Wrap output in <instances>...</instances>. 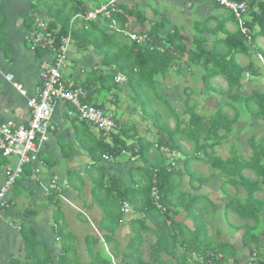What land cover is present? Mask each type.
Wrapping results in <instances>:
<instances>
[{
  "label": "trees",
  "instance_id": "1",
  "mask_svg": "<svg viewBox=\"0 0 264 264\" xmlns=\"http://www.w3.org/2000/svg\"><path fill=\"white\" fill-rule=\"evenodd\" d=\"M236 1H245L248 5L247 26L250 30V41L248 37L241 34L239 29L236 32H228L225 29L226 21H223L220 31L224 32L226 37L214 45L211 50L205 49L206 42L201 38V35L193 39L196 42L194 47L188 48L184 41H189V39L184 35H178L176 32L165 33L163 25L160 23L156 24L149 32L150 43L146 46L118 41L115 35L105 32V23L99 24L98 21H83L80 27H75V24L71 28L72 17L78 13H84L87 10L86 5L81 9L80 5L74 2L72 3V10L66 12V6L69 2L64 1L62 7L56 11L49 9V14L53 18L51 28L53 30L59 29L56 35L58 39L71 31L72 45L75 48L84 50L85 47L90 46L92 52L100 58L99 68L90 72L88 80L82 85L88 92L89 100L94 92L92 90L93 85L98 86V91H109L115 88L120 95L115 99L118 100L117 103L114 102L117 108L120 106L119 101L122 95L129 96L132 93L133 100L136 96V102L141 108L139 110L138 106L132 105L133 110L143 111L147 117L155 120V115L152 113L154 108L152 110L150 107L147 111L145 106L151 102L152 107H157V100H161L167 106L168 111H171L170 114L174 116V122L176 121L174 132L160 126L157 133L151 134L149 132L148 138H139L137 142L134 140L136 143L132 145L128 144L130 135L126 125L119 128L117 122V128L111 134L99 131L98 135H95L90 130V124L80 121L78 136L82 147L92 160L90 171L87 174L93 185V200L101 209L102 219L98 225L102 237L98 233L85 237L86 261L88 262L79 260L78 253L74 248L75 239L72 238L73 242L70 244L63 242L62 251L64 254L59 256V264H113L111 257L105 251V243L115 259L119 260L116 264H228L231 258L234 260L233 264H239L235 247L225 242L220 230L216 231V240L208 235L209 229L205 216V212L208 210H204L200 204L205 203L204 207L213 212L215 210L213 201L206 195L191 197L179 189L180 181L177 179L183 172H178V164L169 171L170 157L173 156L174 160L177 161L173 152L182 155L180 143H188L189 141L196 150L193 158L196 159V156L204 153L207 159L206 163L216 170L223 179L224 196L229 197L225 210L246 223L242 227L245 229L243 246L252 250L253 254L256 253V248L261 245L260 233L263 230L259 229V226L262 223L261 213L264 200L256 197V194L264 188V138L258 140L256 136H253L249 140L251 155L248 159H245L242 153H237L234 150L228 158H222L215 154V147L220 143L224 145L229 140L234 124L241 116V110L237 107L238 105H235L237 102L243 103L248 114L252 117H260L264 124V93L254 91L249 95L240 94L243 75L246 72L257 74L255 65L251 61L244 67L236 59L238 54L251 57L256 40L261 37L264 38V0ZM126 13L129 12L125 11V14L118 12L115 19L125 25L128 22ZM231 17L233 20L235 19L232 13ZM209 21L207 20L204 25L207 26ZM235 22L238 26L236 20ZM183 56L187 57L186 63L182 60ZM194 66L204 71L202 72V83L207 91L214 88L211 84L213 78L223 76L224 80L227 81L228 88L227 90H220V93L226 100L216 114L214 113L207 118L195 113V109L189 105L191 98H188L186 117L189 119L188 122H185L187 126L182 131L181 125L185 124V119L182 121L179 117H175L176 114L168 99H165L158 89V77L166 78L171 70L175 71L176 69L181 73H193L189 71H193ZM117 85L119 86L116 88ZM226 106L233 107L234 116L232 118L223 111ZM68 107L71 106L68 105ZM97 107L107 110L106 102ZM152 124L155 126L156 121ZM220 132H222L221 135H219ZM153 134L155 140L152 139ZM151 140L154 143H151ZM136 149L144 160L150 149L156 150L157 154L146 159L145 165L133 166L132 178L136 187L126 188L121 184L118 175L106 173L105 168L100 164L109 163L112 165L122 153H130L132 157H137ZM167 154L171 156H167ZM104 155L110 156L111 160L106 162ZM158 160L159 163H157ZM189 164L190 162L187 161V168ZM245 171L253 173L256 178L252 179L245 175ZM24 173L25 167L22 176ZM72 176L78 178L80 187L73 185V179L71 184L81 190L84 180L78 174H72ZM196 181L202 184L205 179L198 178ZM154 186L159 189L162 210L154 205L151 197ZM227 186L236 190L233 196L225 192ZM55 192H53V196L57 197ZM125 202L131 206L136 217H132L128 221L133 237L124 247L122 254L118 256L114 244H116V233H119L122 222L126 220L128 215L123 210ZM179 209L185 210L190 219L193 220L191 228L185 223L173 219L172 214H175ZM249 222H253V225H249ZM151 225H154V228ZM235 228L236 231L241 230L240 227ZM59 232L60 234L63 233L61 229ZM149 234L154 235L156 240L154 244L148 245L149 260L145 261L144 252L141 248L146 243L145 238ZM21 235L30 264L54 262L52 255L34 242L35 234L31 228L23 226ZM100 246H103V249L95 252ZM38 249L43 250L46 255ZM87 251H89L88 255ZM103 252L105 255L102 256ZM194 254L197 257H194ZM164 255L169 259L163 258ZM199 256L203 259L199 260Z\"/></svg>",
  "mask_w": 264,
  "mask_h": 264
},
{
  "label": "crops",
  "instance_id": "2",
  "mask_svg": "<svg viewBox=\"0 0 264 264\" xmlns=\"http://www.w3.org/2000/svg\"><path fill=\"white\" fill-rule=\"evenodd\" d=\"M64 1L69 2L66 6V12L72 10V3L75 2L80 5L78 0H0V121L5 122L7 120H13L18 124H27L31 119V110L27 105V100L28 98L36 96V92L41 86L39 70L41 61L46 58L45 53L42 50L40 51V49H36L30 40V35L34 27V18L36 16L47 18L51 21L52 25V15L49 14V9L51 11H56L58 8L62 7L65 3ZM82 1L85 2L87 9L99 7L102 4L111 2V0L103 2H100V0ZM116 8V14H118V12L124 14L125 11L129 12L126 13L128 22L125 25L119 23L116 19L117 30L129 31L135 34H147L148 39L141 44L130 42L142 46H146L150 43L149 32L159 23L163 25L165 33L172 34L176 32L178 35H184L189 39V41L185 40L184 43L191 49L196 43L193 40L196 36L201 35V38L205 40L206 50H211L214 45L222 41L226 37L225 33L220 31V26L223 21H226L225 29L228 32H236L239 29L235 19L233 20L231 17V13L219 6L214 0H116ZM207 20L210 21L208 25L205 26L204 24ZM98 23H105V32L115 35L118 41H127L117 30L116 32L110 30L106 20H99ZM81 25V23H78L75 27H80ZM56 30L58 31L59 29ZM68 34H70L72 38V32L69 31ZM257 41L258 40H256L254 44L255 49L252 50L251 57L243 54H238L236 56L238 63L244 67L253 61L255 72L257 73L254 75L252 72H246L244 75L249 76V78H244L245 76L243 75L246 87V89H243L246 90V92H244L245 95H249L254 91L261 92L262 89L259 81L253 82L251 80L252 77L261 79L264 76V50L258 48ZM262 44L264 45V41ZM74 49L76 51L79 50L77 48ZM74 49L70 47L68 55L69 60L71 58V52ZM85 50L91 51L90 53L92 54V58H88L87 63L85 61L86 65L90 67L89 76L91 74L90 72L99 68V60L96 61L95 56L97 55L92 52V47L87 46ZM239 59L243 60L245 65L239 62ZM80 60L83 61L85 59ZM182 60L186 63L187 57L183 56ZM73 61L74 60L71 59V62ZM71 62L69 65H71ZM80 70L82 72L84 71V69L81 68ZM175 71H177V69ZM75 74L76 73L71 74L68 79L64 78L67 85L77 84L78 79H81L83 83L88 80V78L79 77L77 79V75ZM179 74H185L186 76L187 73L179 72ZM8 75L13 76L14 82L23 86V89L27 93L26 96L22 95L13 87L12 83L6 78ZM192 75H194V73H192ZM198 77L202 80V73H199ZM166 79L167 77L164 78V80ZM160 85L161 82L159 81L158 88ZM219 85L221 88L224 87L221 83ZM92 87L94 92L89 101L96 106L106 102L107 110H109L108 108L110 107L111 109L109 111L116 114L119 128L124 125L128 127L131 143H136L139 138H148L147 134L149 132H151V134L157 133V131L154 132L152 130L154 125L150 124L154 119L147 117L143 111H139L138 109L133 110L131 107H127V105H120L117 108L116 103L118 100H115L117 99L116 95H112L110 100L105 99L101 101L102 103L95 102V97L97 94L100 95L101 91H98L97 85H93ZM177 95L175 94L174 96L177 98ZM162 96L168 99L170 106L176 114L175 117H179L180 120L183 121L186 116L185 104L189 97L187 96L188 98L182 100L181 96L177 99L169 95L162 94ZM115 101L116 103H114ZM120 102L121 99L119 103ZM54 107L52 120L53 130L49 138L38 147L36 152L32 155V161L24 166L25 173L22 178L8 192L7 197L10 207L4 212L3 218L0 219V264H30V259L27 257L28 252L21 235V228L23 226L31 228L35 234L34 242L41 245L43 250L48 251V253L52 255L54 262L50 264H59L60 261L58 258L60 255L64 254L62 251L63 242L70 244L73 242V239H75L77 245L82 244L80 258L86 261L87 257L85 256L84 258V255H86V244L82 242L85 240L84 237L86 235L85 230L82 228L83 222H89L98 229L97 225L102 219L101 209L93 200V185L87 174L90 171L92 160L82 147L78 136L81 122L76 119L68 118V104L60 102L56 103ZM157 109V111H164L160 107H157ZM170 113L171 111H168V114H164L165 121L170 120V124H172V120L173 123L176 124V121L174 122L173 120L174 116ZM241 122L239 129L243 130V128L248 125V121L244 120ZM253 123H255V134L250 136V134L246 132L244 138L247 143L242 145L243 148L241 153L245 159H248L251 155L249 139L254 135H260V137L257 138L258 140L264 138V124L261 118L253 117ZM90 130L93 134L98 135V130L96 128L91 126ZM166 135L168 136V133H166ZM240 138H243V135H240ZM182 144L185 148H189L188 143L182 142ZM221 149L225 151L226 147L223 145ZM226 151L222 158H228L231 155L232 151L227 149ZM156 154V151L150 149L145 160L139 155V152L136 153L137 157H132L131 154H122L112 165L106 163L107 166L105 163H102L100 166L105 168L106 173L118 175L123 186L126 188H133L136 187L132 178L134 174L133 166L145 165L146 159ZM206 160L207 159L203 160L202 156L195 159L191 157V153H186L185 155L182 153L177 169L178 172H183L179 179H177L180 181L179 189L191 197L210 195L211 199H209L213 201L215 206L213 212L204 207L205 203L200 204L204 210H208V212H205L208 229L211 224L212 229L214 228L212 230L213 233H208V235L216 240V231L220 230L225 242L235 247L236 258L239 264H264V229L260 233L261 245L256 248L257 251L254 256L252 250L243 246L245 229L242 227L246 223L237 219L232 213H227L225 210V205L229 197L224 196V192L223 194L218 193L217 198L212 197L211 194L208 193V191L216 190V182H219L223 190V179L218 175L216 170L215 172L214 169L212 171L211 166L206 163ZM187 161L190 162L188 168L186 167ZM15 162V158H3L0 156V188L5 180L4 168L6 164H14ZM199 166L205 167L207 171L201 172L197 170ZM36 170H38V172H35ZM72 174H78V176L84 180V185L81 190L77 189L78 186L80 187L78 178L72 176ZM198 178L205 179V182L200 184L196 181ZM250 178L255 179L256 176L254 175V177ZM72 179L74 182L73 185L77 187L71 184ZM52 180H56L59 184L66 181L68 184L67 187L61 190V193L55 192L57 193V197L53 196L54 190L50 186ZM227 187V193L233 196L236 190L232 187L235 190L234 193H232L230 190L231 186ZM256 197L264 200V188L256 194ZM81 211L84 213L81 214ZM218 214L219 216H217ZM261 214L262 222H264V207ZM172 215L175 221L177 220L180 223H185L190 228L193 226V220L190 219V216L185 210L179 209ZM132 217H136L133 210L131 213H128L126 220L122 222L119 236L130 234L128 221ZM214 224L215 226L213 227ZM248 224L252 226L253 222H249ZM151 226L154 228V225ZM230 227H240L241 230L237 231V234L232 232V235H229L227 231L230 230ZM59 229L63 231L62 234H60ZM97 229H95V233H98L99 236L102 237V233ZM221 229L225 232H222ZM150 236L153 238V241L149 242V244H154L156 237L152 234H150ZM105 246V251L111 257L112 263L116 264L119 260L115 259L106 243ZM43 250L40 251L46 255ZM163 258L169 259V257L165 255ZM232 261L234 260L231 258L229 263Z\"/></svg>",
  "mask_w": 264,
  "mask_h": 264
},
{
  "label": "built area",
  "instance_id": "3",
  "mask_svg": "<svg viewBox=\"0 0 264 264\" xmlns=\"http://www.w3.org/2000/svg\"><path fill=\"white\" fill-rule=\"evenodd\" d=\"M81 9L85 6V2L78 0ZM218 5L230 11L238 23V28L242 35L248 37L250 41V30L247 26L248 5L245 1L236 0H214ZM117 12L116 0L102 4L99 7H93L85 10L84 13H78L71 21V26L76 22H96L106 20L109 29L116 32V19L114 15ZM121 36L129 42L141 44L148 39V35L144 33L135 34L129 31L117 30ZM57 32H52L49 27V20L36 18L35 28L31 32L30 40L36 49L42 50L46 58L41 61L39 76L41 86L36 92V96L28 98L27 105L31 110V119L27 124H18L13 120L5 122L0 121V156L3 158H15L14 164L7 163L4 168L5 180L0 188V219L3 218L4 212L10 207L7 197L9 190L22 178L24 165L32 161V155L38 147L49 138L53 130L52 120L54 105L56 103H66L71 106L68 109V118L85 121L98 131H104L111 134L116 130V115L114 112L98 108L89 102L88 92L82 85H67L64 79L63 68L67 66L70 47L73 44L71 35L56 37ZM59 40V43H57ZM48 57V58H47ZM7 80L12 82L13 87L26 96L23 86L14 82L13 76H6ZM173 155L179 156L174 152ZM105 161H110L111 157L104 155ZM169 171L177 165V161L173 156L170 157ZM35 172H38L36 170ZM155 181V180H154ZM67 182L62 184L51 181V188L57 193H61ZM151 197L154 205L158 209H163L161 204V196L159 189L154 186L152 188ZM124 212L131 210L130 205L125 202L123 204ZM254 256L256 253L253 254ZM194 257H197L194 254ZM199 260L203 258L198 257Z\"/></svg>",
  "mask_w": 264,
  "mask_h": 264
},
{
  "label": "rangeland",
  "instance_id": "4",
  "mask_svg": "<svg viewBox=\"0 0 264 264\" xmlns=\"http://www.w3.org/2000/svg\"><path fill=\"white\" fill-rule=\"evenodd\" d=\"M103 1H106V0H100V2H103ZM166 8H169V7H166ZM257 40H258L257 41L258 42V48H260L261 50H264V45L262 44L264 39L261 37V38H258ZM71 48L74 49L75 47L72 45ZM90 52L91 51H88V50H85V49L84 50H77V51L74 49L71 52L72 53L71 56H70L71 58H70V60H68L67 66L62 69L63 73L65 74L64 78L68 79L69 76L71 74H73V73H76L75 75H77L76 76L77 79H78V77L79 78H88L90 67H88L86 65V63L88 61V58H92V54ZM95 57H96V61H98V60L100 61V58L98 56H95ZM71 59L74 60V61L71 62ZM80 59H85V60L81 61ZM85 61H86V63H85ZM99 61H98V65H99ZM70 62H71V65H69ZM239 62H241L243 65H245V62H243V60L239 59ZM260 65H261V63H260ZM80 68L84 69V71L82 72L80 70ZM202 72H204V71H201L200 68L195 67V66L193 67L194 75H192V73H187L186 76H185V74L181 75V74H179V72L171 70L169 72L166 80H164V77H162V76L158 77L159 81L161 82V85L159 86L158 89L160 90V92L163 95H169L172 98L175 97L174 96L175 94L176 95L178 94L177 98L179 96H181L182 100H184V99H186L188 97L191 98L190 102H189V105L192 106L195 109V113L198 114V115L206 116L207 118H209L214 113L216 114L218 109L222 108V104H224V101L226 100V98L221 96L220 90L221 89L222 90H227L228 84H227V81L224 80L223 76H217V77H215V78H213L211 80V84H212V86L214 88L208 89V91H207V89L204 88L202 80H200L199 77H198V74L202 73ZM244 76H243L244 78H249V76H247V75H244ZM251 80L253 82L259 81L260 82L259 84L262 87L261 92L264 93V76L261 79L260 78L257 79V78L252 77ZM159 81H158V83H159ZM244 82L245 81L243 79V81L241 82L242 86H240V94H242V95H245L244 92H246V90H243V89H246ZM220 83L224 86L223 88L220 87V85H219ZM77 84L81 86L84 83H83V81L81 79H78L77 80ZM163 84H165V85H163ZM118 86L119 85H117L116 88ZM112 95H116V98L118 96L120 97V95H118V93L115 90V88H112L109 91L101 90V94L100 95L97 94V96L95 97V100H96L95 102L100 103L101 101H104L105 99L110 100L112 98ZM130 95L129 96L122 95L121 102L119 104L120 105H127V107H131L132 105L138 106V102H136L137 101L136 96H135V100H133V97H134V96H132L133 94L130 93ZM134 101H135V103H134ZM148 103L149 104L147 106H145L146 110L148 111V108H150V107H151L152 110L154 108V111L152 113L155 115V120L151 121L150 124H152L153 122L156 121V125L155 126L152 125L153 126L152 130L154 132H156L157 129H160V126H163L168 131L174 132L175 131L174 130L175 124L173 123V121L171 120L172 124H170V120L169 121H165V119H164V116H163L164 113L166 112V114H168V108L164 104V102H162L161 100H157V104H158L157 107H160L165 112L164 111H158L157 112V110H156L157 107H152V103L151 102H148ZM235 105L236 106L238 105L237 107H239V109L241 110V113H240L241 116L237 120V123L234 124L232 133L230 134V137H229V140H227L224 143V146L229 151H233L234 150L237 153H239V152L241 153V150L243 148L242 145H245V143H247L246 139L244 138L245 133L247 132L248 134H250V136H252V134H255V123H253V117L248 114L247 108L243 107L244 106L243 103L239 104L237 102ZM185 106H186V104H185ZM135 108H137V107H135ZM108 109L110 110L111 108L109 107ZM138 109L141 110L140 106H138ZM232 109H233V107L230 108V107L226 106V107H224V110L223 109L222 110L225 111V113L228 115V117L232 118L234 116V112L232 111ZM184 119H185L184 123L188 122L189 117L185 116ZM244 120L248 121V125H246L243 128V130H240L239 126L242 123L241 121H244ZM186 126H187V123L182 124L181 125V130L183 131V129L186 128ZM161 129H162V127H161ZM180 133H182V132H180ZM256 133L260 134L258 132H256ZM221 134H222V132L219 133V135H221ZM240 135H243V138H240ZM254 136H256V135H254ZM152 137H153L152 139L155 140L154 134H153ZM258 137H260V135L256 136V138H258ZM185 139H187V138H185ZM151 143H154V141L151 140ZM179 147H181L180 149L183 151L182 152L183 155H185L186 153H191V157H193V155L196 153L195 152L196 151L195 147L193 146V144L190 141L188 142V147L189 148H185L182 143H180ZM221 148H223V143H220L218 146L215 147L216 156H219V157H223L224 156V152L226 151V149H225V151H223V149H221ZM157 156H159V155H157ZM167 156H170V154H167ZM201 156H202L203 160L206 159V155L204 153L203 154H199L197 157H201ZM157 163H159V160L157 161ZM197 170H199L201 172H206L207 171L206 168L203 167V166L197 167ZM212 171H213V169H212ZM214 172H215V170H214ZM245 173H246V175H248L250 177H254V174H252L251 172H246L245 171ZM226 188H228V187H226ZM230 190H231L232 193H234V191H235L232 187L230 188ZM223 192L224 191L222 190L219 182H216V190L215 191H210V192L208 191V193H210L212 197H216V198L218 196V193L219 194L220 193L223 194ZM225 192L227 193L226 189H225ZM207 196L211 199L210 195H207ZM82 213H84V212L81 211V214ZM75 215H76V213H75ZM217 216H219V214ZM87 217H88V215H87ZM214 226H215V224L213 225V227ZM97 227L99 229V225H97ZM82 228H83V230H85V233H86L85 237L94 235L95 229H97L95 226H92V224L89 223V222L88 223L83 222ZM137 229H138V231H140L139 228H137ZM213 229H212V224L209 225V234L213 233L212 232ZM259 229H264V222L261 223V225L259 226ZM221 230H222V232H225L223 229H221ZM227 232H229V235H232V232H235V234H237L236 228H232V227H230V230L227 231ZM132 237L133 236H132L131 232H130L129 235H126V236H119V233L118 232L116 233V244H114V247L116 248V250H115L116 251V255L119 256V254H122L124 247H126V245L128 244V241ZM145 239H146V243L141 248V250L144 252V260L146 261V260L149 259V253H148L149 250H148V246L147 245H149V242L153 241V238L149 234L148 236H146ZM82 242H85V240L82 241ZM117 242L120 244V246H118L119 244ZM74 248H75V251L78 253L77 256H78L79 260H81L80 253L82 252V244H79V245L75 244ZM99 249H103V246H100V248H98V250H96L95 252L99 251ZM100 252H101V250H100ZM88 253H89V251H87V255H88ZM103 255H105L104 252H103L102 256ZM85 256L86 255H84V258H85ZM86 262H88V261H86ZM228 264H233V261L228 263Z\"/></svg>",
  "mask_w": 264,
  "mask_h": 264
},
{
  "label": "clouds",
  "instance_id": "5",
  "mask_svg": "<svg viewBox=\"0 0 264 264\" xmlns=\"http://www.w3.org/2000/svg\"><path fill=\"white\" fill-rule=\"evenodd\" d=\"M73 17H74V16H73ZM36 18H41V19L48 20L47 18H42V17H40V16H39V17H36ZM36 18H35V19H36ZM35 19H34V27H33V29L35 28ZM72 19H73V18H72ZM72 19H71V21H72ZM52 21H53V18H52ZM75 24H77V23H75ZM51 26H52V25H51V21L49 20V27H50V30H52V32H54V33L57 32V30H53V29L51 28ZM70 26H71V22H70ZM71 27H72V26H71ZM32 31H33V30H32ZM11 83H12V82H11ZM89 102H90V101H89ZM90 103H91V102H90ZM68 105H69V104H68ZM93 105H95V104H93ZM70 108H71V107H70ZM70 108H69V109H70ZM107 111H109V110H107ZM114 114H115V113H114ZM76 120H77V119H76ZM83 122H85V121H83ZM86 123H87V122H86ZM116 123H117V119H116ZM98 132H99V131H98ZM109 141H110V140H109ZM128 144H129V145H132V144H134V143H131V141H130V142H128ZM138 152H139L138 149H136L135 154L138 153ZM173 153H174V152H173ZM176 153H177V152H176ZM122 154L125 155L124 153H122ZM128 154H130V153H128ZM128 154H127V155H128ZM170 156H171V155H170ZM171 157H172V156H171ZM180 157H182V155L179 153V156L177 157V164H178V167H179V159H180ZM23 169H24V168H23ZM130 207H131V206H130ZM131 211H132V208H131L130 212H128V213H131ZM125 213H126V212H125ZM128 213H127V214H128Z\"/></svg>",
  "mask_w": 264,
  "mask_h": 264
}]
</instances>
